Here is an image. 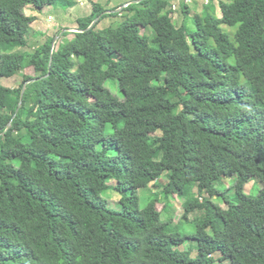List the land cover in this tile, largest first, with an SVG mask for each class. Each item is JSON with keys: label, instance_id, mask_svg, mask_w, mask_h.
<instances>
[{"label": "trees", "instance_id": "obj_1", "mask_svg": "<svg viewBox=\"0 0 264 264\" xmlns=\"http://www.w3.org/2000/svg\"><path fill=\"white\" fill-rule=\"evenodd\" d=\"M76 1L0 0V78L23 72L0 85V264H264V0L219 2L193 28L175 26L172 0L92 3L52 50L55 37L17 51L25 7ZM161 194L183 199L175 226Z\"/></svg>", "mask_w": 264, "mask_h": 264}, {"label": "rangeland", "instance_id": "obj_2", "mask_svg": "<svg viewBox=\"0 0 264 264\" xmlns=\"http://www.w3.org/2000/svg\"><path fill=\"white\" fill-rule=\"evenodd\" d=\"M229 0H172L170 2V6L172 7V13L171 17L174 21V24L176 27H179L182 25V22L185 20L186 24L193 28L192 20L194 15H200L203 13L204 10H210L209 8H215V15L217 17H220V10L218 7L219 2H228ZM105 0H77L75 5L64 9L62 7H52L50 5H45L41 11H37L34 8L27 6L24 8V13L27 16L34 17L35 20L30 23L28 31L25 34V39L27 45L24 48H21L17 51H26V52H33L35 48L40 46L43 42H45L48 38L51 37H57L56 42H62L61 35L59 33L62 32H68L67 30L76 28V19L87 17L90 15L92 11V3H100L106 8H111L118 4L120 1L118 0H112L111 3L107 4L105 3ZM186 6L188 8V14L187 16L184 14ZM121 22L120 17H112L104 19L100 22L98 27L105 28L109 26H115ZM222 28L227 31L231 32L230 29L222 25ZM60 39V40H59ZM55 42V44H56ZM1 50V49H0ZM23 72L12 76V77H1L0 78V85H3L5 87L9 88H16L19 86V83L21 81V75ZM106 88L109 89V91L117 96L118 98H121V92L118 88L117 82L107 81L106 82ZM159 159V157L157 158ZM167 180V173H165L159 181L165 183ZM251 182L248 183L245 186V192L248 193L250 190ZM161 192V186L159 185V182L157 181L154 184H150L147 188L139 189L138 190V196L140 198L139 202L141 206H144L146 202L148 201L147 198L151 196L154 197V193L160 194ZM257 191L253 192L252 195H255ZM103 197L110 200V201H117L119 198V194L113 190H108L103 194ZM160 200L159 203L156 204L157 210H161L163 206L166 204L167 210H161V218L165 219L170 215L172 218L171 225L175 226L181 217V215L184 212L183 208V199L171 195L168 198H165L162 194L159 196ZM217 204H219L222 208H225V206L218 200L217 198H213ZM195 215H200L199 211L191 213L189 215V219H191ZM192 230V223H188L184 226V228H181V232L185 233H191ZM228 243L230 242L231 238H228ZM187 246L195 245V242L192 240H188L186 242ZM204 247H201V250L205 254H213L212 252V245L204 244ZM219 255H214V263L212 264H234L232 258L229 256L223 258L222 260L218 261Z\"/></svg>", "mask_w": 264, "mask_h": 264}, {"label": "water", "instance_id": "obj_3", "mask_svg": "<svg viewBox=\"0 0 264 264\" xmlns=\"http://www.w3.org/2000/svg\"><path fill=\"white\" fill-rule=\"evenodd\" d=\"M141 1H142V0H131V1H128V2H126L125 4H123L121 7L117 8V9H115V10H112V11H111V10H107V11H105L104 14H110V13H112V12H119L122 8H124V7H126V6H128V5H130V4H133V3H139V2H141ZM101 16H102V14H101L100 16L96 17V18L92 21V23L89 25V27L87 28V30H88V29H91V28L96 24V22H98V20L100 19ZM67 31L78 32V30H76V29H69V30H67ZM56 39H57V37H55V38L53 39L52 43H51V50L53 49V47H54V45H55ZM49 65H50V64H49ZM46 76H48V74H47ZM46 76H44V77H46ZM41 78H43V77H41ZM41 78H34V79H32V80H30V81H28V82H26V83L23 84L22 89H21V92H20V99H19V102H18L17 108H16V110H15V113H14V115H13V118H14L15 115L17 114V112H18V110H19V108H20V106H21V104H22V97H23V94H24V91H25L26 85H27L28 83H30V82H35V81H37V80H39V79H41ZM9 127H10V122L7 124V129H8Z\"/></svg>", "mask_w": 264, "mask_h": 264}]
</instances>
